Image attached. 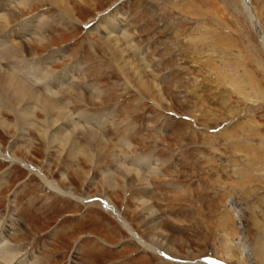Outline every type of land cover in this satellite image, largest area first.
Wrapping results in <instances>:
<instances>
[{
	"label": "rangeland",
	"instance_id": "374dc122",
	"mask_svg": "<svg viewBox=\"0 0 264 264\" xmlns=\"http://www.w3.org/2000/svg\"><path fill=\"white\" fill-rule=\"evenodd\" d=\"M66 1L15 8L63 109L0 114V264H264V0Z\"/></svg>",
	"mask_w": 264,
	"mask_h": 264
},
{
	"label": "bare ground",
	"instance_id": "6f19581e",
	"mask_svg": "<svg viewBox=\"0 0 264 264\" xmlns=\"http://www.w3.org/2000/svg\"><path fill=\"white\" fill-rule=\"evenodd\" d=\"M42 1H48L49 3L56 5L59 8V10L61 11V14L63 16L68 17L71 14L66 0H42ZM28 3H30V0L20 1L19 5L18 4H17L18 6L14 5V7H12V9L8 10L7 14H5L3 11L5 8H0V10H2L0 12V114L2 113V110H4V109L10 110L12 113L15 114L16 122L18 125H20V127L26 125L30 121L29 116L33 114V110L30 107L31 101H32V103L35 102L36 100H37V102L38 101L41 102L42 107H44L43 112H45L46 114H49L50 117L52 116L53 112L55 114L56 111H57L56 116L57 117L61 116L62 112H60V111H62V109H63V108L61 109L58 107L59 109L57 108V110H56V107L53 105V99L51 98V96L49 97L48 93H41V94L38 93L39 91L36 90L37 87H36V85H34L36 82H38V81H36L38 79V78L36 79V76L39 75V73H44V71H45L44 64L46 62H48V59H45V58H40L37 60L36 59L35 60L28 59L29 61H27V62L26 61L18 62V60H19L18 55L21 53V52H19L20 50L15 48L16 46H14V45H12V46L7 45V43L9 41L12 40V42H14L15 38L22 35V33H24L23 31H25V28L28 31L30 30L29 24H25V25L20 24V23L13 24V22H12V20H14L16 18V15L18 13V12L16 13L15 8L25 7V6L29 5ZM244 3L247 6L246 8H249L250 10H252L250 0H248V1L245 0ZM0 7H1V3H0ZM252 12H253V10H252ZM252 12H250L251 13L250 18L252 20V23H254L253 25L255 26L256 31L260 32L258 34L260 35V37L263 41V44H264V35L259 30L258 22L256 20L254 22ZM43 27H44V25L42 23V28ZM6 40H8V41H6ZM40 42H43V39ZM14 44H16V43H14ZM24 49H25V47H24ZM23 52H24V50H23ZM21 55H23V53L20 54V56ZM34 79H36L35 82L33 81ZM43 82L46 83L45 81H43ZM43 82L41 81L40 83H43ZM36 84H39V83H36ZM22 103L25 104L22 108V110L24 111L23 113L18 111V110H21V109H18V107L20 104L22 105ZM54 114H53V116H54ZM3 124L4 123L2 122L1 115H0V126H3ZM29 169H30L31 173L35 172V171L31 170V168H29ZM65 195H66V193H62V196H65ZM108 201L113 205L112 207H113L115 216L120 217L121 212L119 211V209L112 203V201H110V200H108ZM124 223H125V221H124ZM124 225H126V223ZM129 230H130V228H129ZM140 241L142 243L140 242L138 244H140L141 246L146 247L148 250H151L153 252L161 253V251L159 250L158 247L153 246V245H149V244L146 245L145 244L146 242L144 243V241H142V239ZM1 255L3 257L6 256V255L4 256L3 252L1 253ZM12 260H14V259H12ZM210 263L216 264L218 262L215 260H211Z\"/></svg>",
	"mask_w": 264,
	"mask_h": 264
},
{
	"label": "water",
	"instance_id": "95a60500",
	"mask_svg": "<svg viewBox=\"0 0 264 264\" xmlns=\"http://www.w3.org/2000/svg\"><path fill=\"white\" fill-rule=\"evenodd\" d=\"M248 1V0H247ZM258 33H260L259 31H258Z\"/></svg>",
	"mask_w": 264,
	"mask_h": 264
}]
</instances>
